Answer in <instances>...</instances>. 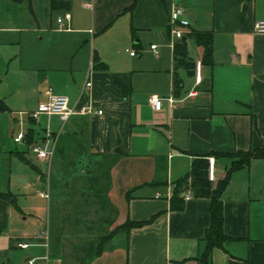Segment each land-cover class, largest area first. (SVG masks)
<instances>
[{
    "label": "crops",
    "instance_id": "0c3cea01",
    "mask_svg": "<svg viewBox=\"0 0 264 264\" xmlns=\"http://www.w3.org/2000/svg\"><path fill=\"white\" fill-rule=\"evenodd\" d=\"M21 1L29 18L0 24V61H12L15 79L9 95L24 100L12 117L19 128L11 142L2 132L10 101L0 89V191L8 193L0 197V264L29 258L32 264H199L209 198L187 187L179 194L182 206L171 208V197L195 158H214V185L233 159L226 152L264 147V32L253 28L264 18V0H69L63 10H52L50 0H30L32 13ZM175 5L184 18L178 22L186 37L183 63L175 61L173 44L180 38L168 19ZM47 28L49 49L39 43L42 34L35 36ZM193 29L212 31L211 61L202 60ZM114 72L128 75L125 98ZM42 84L66 95L68 105L87 103L91 110L65 120L55 113L29 115L44 97ZM150 95L172 101L154 108ZM35 123L54 140L49 159L30 150L45 139ZM81 153L87 181L77 191L69 185L60 198L55 162ZM20 195L27 206L17 203ZM222 202V227L231 238L212 248L211 264H264V156L230 172ZM150 216L141 225L121 226ZM41 230L46 246L40 238L14 245Z\"/></svg>",
    "mask_w": 264,
    "mask_h": 264
},
{
    "label": "trees",
    "instance_id": "16d2710c",
    "mask_svg": "<svg viewBox=\"0 0 264 264\" xmlns=\"http://www.w3.org/2000/svg\"><path fill=\"white\" fill-rule=\"evenodd\" d=\"M20 1V0H14ZM27 7L32 13L30 0H26ZM69 0H50V8L52 10L68 9ZM191 36L196 43L202 45L203 54L202 60L211 61L212 56V31L193 29ZM174 58L177 62H184L187 55L186 37L183 35L179 40L173 44ZM94 61L97 60L93 56ZM101 63L102 62H97ZM111 79L117 84L122 98L127 97L129 92V78L126 73L114 72L111 74ZM177 76H173V84H179ZM4 104L0 101V109H4ZM227 155L233 157L230 166L228 167L225 175L218 179L214 185L211 184L207 176L208 159L204 157H197L193 160L191 169L182 178L178 179L175 183L173 195L171 197L170 207L182 206L180 193L187 187H191L193 194L196 196H207L209 198V222L203 232V239L205 240V247L198 255L199 264H211V251L214 246L222 245L224 241L231 237L224 233L222 222V192L228 182L230 172L238 167L249 164L250 159L255 156H264V147H250L248 149H235L226 152ZM7 192L0 191V197H7ZM181 201L180 205L179 202ZM151 216L142 220H126L121 224L123 227L137 226L148 222ZM103 240V239H102Z\"/></svg>",
    "mask_w": 264,
    "mask_h": 264
},
{
    "label": "rangeland",
    "instance_id": "374dc122",
    "mask_svg": "<svg viewBox=\"0 0 264 264\" xmlns=\"http://www.w3.org/2000/svg\"><path fill=\"white\" fill-rule=\"evenodd\" d=\"M33 6V5H32ZM27 18H29L26 5L24 1L17 2V1H12V0H0V24H7V23H12L15 20L18 21L20 20L25 21ZM46 24V23H45ZM48 28L45 31H38L35 34V30L32 32L35 34V36H39L42 34V40L39 41L41 44L43 42V46L45 49H49V43L48 42L51 38L45 36V33L48 34ZM133 50V49H129ZM128 50V51H129ZM134 51V50H133ZM14 73H13V68H12V61L8 63V61H0V89L5 92L7 98L10 101V109L5 110L3 112L4 115L8 118V120L4 121V130L2 131L4 135L6 136L9 141H11V136L12 133L18 130L19 125L16 121H14V118L12 117H18V111L17 109L22 108V103H24V100H19L18 96L16 94L9 95L10 88L12 87L13 83L15 82V79L13 78ZM33 81V80H32ZM49 85V84H46ZM46 85H39L38 88H41V90L46 86ZM51 86V85H50ZM24 87V86H23ZM52 87V86H51ZM28 87L27 89H29ZM31 93L34 91L36 93V86ZM53 90V89H52ZM55 92V91H53ZM56 93V92H55ZM36 132H39V136H44L45 130L38 128L39 125L35 123L34 125ZM22 129V128H21ZM49 131V130H48ZM24 132V131H23ZM37 134V133H36ZM38 138V137H37ZM37 140L36 142H38ZM12 142V141H11ZM39 145V144H38ZM19 146V144L17 145ZM16 163H19L18 160H16ZM20 165L24 167V163L21 162ZM52 165V163H51ZM50 165V166H51ZM56 167L58 168L57 171L54 173V178L56 179L55 182H57L55 190L58 189L59 193H57L60 198L64 196L65 192L67 191L69 185L73 187L76 191L77 188L82 187V183L87 181V176L89 175V164H86V158L81 154L76 155L73 154L72 157H69L67 161L62 162V160L58 159V162H55ZM54 166V163H53ZM26 169L29 172H33L32 168L30 166H26ZM31 169V170H30ZM41 171L43 173H47V167L46 165H43L40 167ZM35 172V171H34ZM43 188L44 190L46 189V181L43 180V185L39 186ZM66 189V190H65ZM18 197V196H17ZM17 203L27 206L28 201L27 198L24 197V195H20L17 199ZM17 253H20V250L16 248L15 250Z\"/></svg>",
    "mask_w": 264,
    "mask_h": 264
},
{
    "label": "built area",
    "instance_id": "2783aa9c",
    "mask_svg": "<svg viewBox=\"0 0 264 264\" xmlns=\"http://www.w3.org/2000/svg\"><path fill=\"white\" fill-rule=\"evenodd\" d=\"M86 6H89L90 3L86 2ZM169 23L171 25V32L176 36V37H183L185 34L184 30L181 29V27L178 26V22H183L184 18L182 16V7L180 5H175L174 7L171 8L169 12ZM56 21L58 22L57 27L58 28H63L60 25L61 18L56 17ZM253 28L256 32H264V18L261 19H256L254 21ZM149 48L152 49L154 52L155 50V43H150ZM133 50H129V54H133ZM200 68H201V59H196L195 60V76L196 78L200 77ZM88 81H85V84H88ZM44 97L40 100L37 101L35 109L29 111V115L34 116L39 112L43 113H55L57 114L60 119L65 120L70 114L75 113V112H86L90 111V105L87 103H80V104H75V105H68V100L66 95L60 94V93H55L53 92L52 88L50 85H46L43 89ZM167 99L169 101H172L171 97H166V96H158V95H150L148 97V102L149 104L154 107L158 108L159 104H161L162 100ZM97 112H100V109L95 110ZM50 132L48 130H45L44 134V144L42 146L34 143L30 145V150L36 154V156L49 159L51 156V153L53 151V146H54V140H50ZM22 135L21 132L16 133V137H20ZM213 165H214V158L209 157L208 158V165H207V176L209 179H213L214 174H213ZM190 187H188L189 189ZM41 195L47 196L46 191H41ZM188 193H186L184 196H187ZM40 238L41 242L43 245H47V232L46 230H41L39 233L32 237H27V238H16L14 239V245L16 247H25L29 244H35L37 243L36 239ZM43 259L46 262L47 260V254L43 255ZM33 258L27 259L24 264H32Z\"/></svg>",
    "mask_w": 264,
    "mask_h": 264
}]
</instances>
